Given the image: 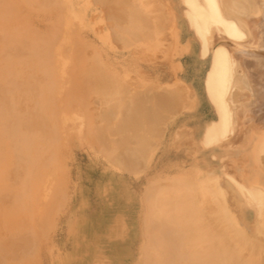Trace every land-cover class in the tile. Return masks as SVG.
<instances>
[{"label":"bare ground","instance_id":"bare-ground-1","mask_svg":"<svg viewBox=\"0 0 264 264\" xmlns=\"http://www.w3.org/2000/svg\"><path fill=\"white\" fill-rule=\"evenodd\" d=\"M47 1L0 0V262L27 263L37 241L35 230L18 228L20 206L29 216L44 199L48 228L77 194V186H67L69 152H61L74 138L91 143L97 162L135 173L147 169L130 183L108 173L102 191L107 218L81 213L86 217L78 231L87 238L74 239L79 258L88 251L97 264L104 251L103 264H120L140 234L138 264H264V0H181L202 53L210 50L205 90L215 117L201 142L217 150L218 172L202 169L188 147L153 158L168 108L187 103L181 79L157 82L138 63L143 49L175 27L166 0H90L92 18L102 11L93 26L85 25L78 0L69 7L60 0L67 9L41 10L32 17L43 24L26 25L22 6ZM73 13L84 16V26L68 24ZM97 36L118 46L107 60L92 46ZM64 64L75 68L76 78L67 79ZM134 66L140 75L130 77ZM182 131L174 130L169 149L182 150L174 139ZM245 207L253 211L252 224H246ZM102 227L118 243L100 242L93 231Z\"/></svg>","mask_w":264,"mask_h":264},{"label":"rangeland","instance_id":"rangeland-1","mask_svg":"<svg viewBox=\"0 0 264 264\" xmlns=\"http://www.w3.org/2000/svg\"><path fill=\"white\" fill-rule=\"evenodd\" d=\"M59 1L60 0H51V2L47 1L45 2V4L41 5L25 3L22 6L23 10L21 11V13L23 12L26 14V16H24L25 24L28 25L29 23H33L35 25L37 19L39 23L43 24L42 20H40V17L37 19L32 17V14L40 12L41 10L44 11L50 8H58L61 10L67 9ZM67 1L69 7L73 0ZM78 1L79 8H85V16L87 15L85 18V25H97L99 23L97 19L100 18L99 16L101 15L102 11L96 10V13L94 15L95 18H92L90 16L92 7H94L93 4L90 3L92 1ZM166 2L167 9L173 16L172 20L175 27L174 29H172L171 27V29L166 30L167 34L165 39L160 41L157 46H151L148 48V50L143 49L144 51H141V56L138 59V63L140 64V68L143 69V73L149 75V79L156 80L157 82L172 83L175 80L181 79L182 84L187 91V103L182 106L177 104L174 107L168 108V114L166 116L167 120L164 125L163 133L161 136H159L160 138L155 141L156 148L152 150V152L154 153L153 158H155L156 160L159 156V152H186L188 147L192 152H195L196 156L199 157L200 164L203 166L202 169H204L205 171L213 170L218 172L220 169V162L218 161L217 157L212 154L214 152H217V150L212 146H205L201 142L205 126L215 117L213 106L205 90V75L210 62V50L209 52L202 53L201 45L199 46L191 27L184 17V5L181 0H166ZM85 3L86 5L84 6ZM38 7H41V9H38ZM73 15L75 14L73 13ZM73 15L68 14V24H73L74 26H84V16L77 15V13L75 16ZM92 21H94V23H92ZM173 31H175L174 35ZM94 39L95 42L92 43V46L98 48L100 54L99 56L103 60H107V56L111 57L112 53L116 52L114 51V49L118 46H115L113 44L111 45L108 39H102L98 36ZM125 51H127V49H125ZM145 51L147 53L149 52V55H145ZM96 54H98L97 49ZM65 66L67 67L68 64ZM69 66L68 68L70 71L68 72L66 71V69L68 70V68L65 67V72L67 73V75H65L67 76V79H71V77H69L72 74L71 70L72 72L75 71H73V69L75 68L71 69V65ZM83 69L84 67H82L81 70ZM120 69L121 76L123 77V75L127 71L122 70L121 67ZM128 72L130 77V73H134L136 76H138L139 74L138 70H136V66H134V68ZM65 75L64 77H66ZM72 75L74 77L76 73L75 75L74 73ZM125 76L129 77L128 74ZM73 77L72 79H74ZM54 89H56V87ZM96 89H99L98 86ZM68 93L69 91L67 92V94ZM67 94L65 93L67 98H69ZM176 129H184V131L177 135V137L179 138H174L175 140L181 141H179L178 144L181 145L180 149L182 150H175L172 148L169 149L168 147V142L170 141L172 136H174V130ZM230 140L232 139L230 138L229 141ZM87 142L88 141L77 143L74 141V138H69L68 144L61 147V152H69L68 157L64 160V162L65 166L69 164V167L72 169L71 172H69L70 177H63L67 179V186L70 191L74 186H77V194L75 196H71L65 203V205L61 208V219L57 217L56 213L52 219L50 226L48 228H43L45 223L42 224V207H44V204H46V201L44 199H39L36 202H40L43 204L40 205L39 210H37V207L35 210H32V214H29V216L24 214V212H28L27 210H24V212L22 213V206H20V219L16 218V221L18 222V228H24V226H20L21 224H24L25 229L35 230V237L37 238V241L35 240L36 242H34L33 246L30 247L31 251L29 253V256L27 257L28 262L25 264L94 263L95 258L90 256L87 257L88 251L86 253V258H79L74 254V239H77L78 243V240L86 241L87 238L83 236L82 230L78 231L81 226V220L83 221V218L86 217H83L81 213L84 212L86 215L96 213L99 217V220L102 221L107 218L106 210L104 208V204L106 203L102 199V196H105L106 194L103 195L102 191L103 185L108 184L109 179L107 177L109 172H112L113 174L118 176L123 183L133 182L137 178L138 180H141L146 176L147 169L145 168L135 173L132 171H127L125 169H116L105 160L102 163L95 161L90 153L93 152L94 149L90 147L92 146L91 143L87 144ZM171 155L175 156L173 153H171ZM189 157L190 155L187 154L186 158ZM77 171H80L81 173H83V175L79 177ZM65 172L66 167L63 174H65ZM120 174H122V176ZM122 177H124L123 180ZM122 185V183H118L117 187V193L120 195V197L123 193V190L121 189ZM227 187L229 188V186ZM97 192L98 194L96 195ZM81 193L82 195H80ZM228 196L235 197L232 191L228 192ZM243 212L246 215L245 220L246 224L248 225V223H251L254 220L253 211L250 207H245V209H243ZM114 218L116 217L113 214L111 216V219ZM251 227L252 226H248V229ZM93 233L97 235L98 239L102 243H118L112 241V238L116 240L118 236L111 232L107 233L103 227L101 229H98V231L96 232L93 231ZM137 235L139 236L140 234ZM137 235H135L136 240H133V253L129 257H126L125 261L120 264L140 263L138 262L139 258H137V255L138 247L141 246V244L137 243ZM105 236L107 238H105ZM48 250L49 257L46 258V252ZM104 253V251L100 252V256L96 258L97 264H103V261H100L102 259L107 260L108 256H104ZM16 261L17 260L15 259H6L4 261H1L0 264H18L16 263Z\"/></svg>","mask_w":264,"mask_h":264}]
</instances>
